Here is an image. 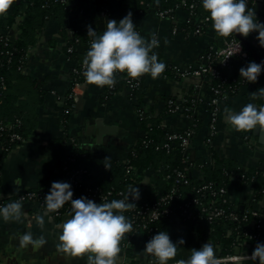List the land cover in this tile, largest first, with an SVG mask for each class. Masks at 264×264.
Here are the masks:
<instances>
[{
	"label": "crops",
	"instance_id": "0c3cea01",
	"mask_svg": "<svg viewBox=\"0 0 264 264\" xmlns=\"http://www.w3.org/2000/svg\"><path fill=\"white\" fill-rule=\"evenodd\" d=\"M257 12L264 18V0ZM107 14L97 15L95 20H82L79 15L69 16L64 23L68 36L76 30L94 25L99 30H106L107 20L119 22L129 9L124 0H106ZM156 4L147 10L132 15L133 22L141 36L150 39L153 33L159 40V47L153 49L158 59L166 66H177L184 69L188 66L204 65L203 57L210 46L214 45V35L209 28L201 35L192 33L189 23L192 19L183 8L174 11L171 18H160ZM0 33L10 40L18 37L16 25L6 28L0 25ZM67 37V35H66ZM60 33V24L48 20L37 36L34 45L26 52L22 76L12 81L9 95L14 100V107L21 115L26 136L22 142L2 153L0 145V198H11L25 189L44 187L54 182L62 173V165L67 155L79 148L99 153L105 158L125 161L129 152L143 135L138 121V104L151 117L159 118L161 126L170 132L184 131L191 126L189 117L183 112L166 114L169 99L180 101L187 96L196 102L195 114L199 121L198 128L190 140L188 150L192 159L202 158L213 161L230 159L240 167L260 168L264 159L255 155L256 151L264 153V130L259 127L249 131L253 143L249 145L242 136L227 123L224 108L239 112L246 104L252 103L258 109L261 106L250 93L255 92L250 86H241L236 94L218 104L217 133L212 143L207 145L205 139L209 132L210 100L212 92L207 76L171 78L164 72L156 79L146 74L142 76L141 100L130 99L125 89L103 99L107 86L97 87L86 81L82 99L75 109H71L66 120L62 116L66 111L65 101L69 97L72 70L75 67L65 51V39ZM167 41V43H165ZM81 42L75 44L74 51L81 50ZM213 149L214 155L210 152ZM197 175V171L192 172ZM151 171L145 173L142 184L149 182ZM227 198L233 207L247 209L251 201V188L238 179L228 182ZM96 203L100 201L92 200ZM103 203V202H101ZM261 214V226L264 231V196L255 204ZM23 216L20 222H5L0 217V264H87V255L83 258L71 257L57 249L62 225L71 215L55 217L52 213L40 208L35 203H22ZM44 218L41 229L35 217ZM31 232L34 238L43 236L47 243L41 248L19 244V236ZM173 243L184 239L185 243L178 248L177 256L168 263L187 259L191 249H199L208 242L214 247L216 258L219 248L211 240H199L186 224L174 220L173 230L169 235ZM146 241L143 237L135 238L133 257H128L122 248L117 264H145L148 255L143 249ZM252 253V247L244 248ZM239 264H259L258 260L248 259Z\"/></svg>",
	"mask_w": 264,
	"mask_h": 264
},
{
	"label": "trees",
	"instance_id": "16d2710c",
	"mask_svg": "<svg viewBox=\"0 0 264 264\" xmlns=\"http://www.w3.org/2000/svg\"><path fill=\"white\" fill-rule=\"evenodd\" d=\"M124 2L127 9L133 15L147 10L152 4H156L158 10L174 8L181 0H124ZM187 2L195 3L194 11L196 15L191 18L192 23H189L191 28H195L201 23L203 18H209V13L203 10L202 0H187ZM255 2L256 0H247L249 8H253L254 10ZM102 9L107 10L106 0H14L7 14L0 16V25H4L8 29L16 25L19 29L18 37L14 40H5L4 36L6 35L0 33L1 148L10 150L22 142L12 139L13 133L18 134L22 140L26 136L27 128L21 115L13 105L14 100L9 95V88L14 79L22 76V72L17 69V66L20 63L22 65L25 64L26 52L30 46L34 45L38 34L44 28L46 22L48 20H54L60 24V33L64 37L67 35L64 46L65 51L69 59L74 61L75 66L79 67L87 51L90 49V41L93 39L87 36V26H92L96 30L97 36L101 35L105 30H99L94 25H87L85 29L73 31L68 36L66 27L64 26L65 20L73 14L79 15L82 20H95L97 13ZM184 10L189 12L187 7ZM255 14L257 21L264 23V18L257 12ZM209 28L212 30L215 38L214 45L217 47L223 46L225 41L234 37V35L227 38L218 36L212 27V21L210 19L202 23L203 32H206ZM257 35L258 33L253 32L245 38L258 51L259 49L252 43L254 41L259 44L256 39ZM76 38L83 44V48L68 53L67 47L73 44ZM261 54L264 56L263 52ZM249 62L256 61L248 54L245 57L234 56L230 61L229 67L221 70L222 76L225 78V82L220 85L222 92L228 96H233L241 86H250L255 92L260 88H264V67H262L261 74L255 83L247 82L244 78L240 77L239 69L246 67ZM83 72L77 76L72 75L71 87L74 80L86 81ZM164 73L171 78H178L172 71L171 66H166ZM127 77L126 73H117L114 89L109 90L107 86L103 99L105 100L114 93L125 89L130 99L136 98L140 102L142 77L140 78L139 84L134 86L126 83ZM219 83V79L212 80V85L216 86ZM257 102L261 106H264V98H258ZM71 104L72 100L68 97L65 101L66 111L62 116L63 121L66 120V117L71 111ZM182 106L185 108L184 113L189 117L191 127L194 129L195 134L199 121L195 114L196 102L194 98L187 96ZM137 109L142 113V115H138V121L144 134L138 138L125 161L112 160L111 167L107 171L103 166L104 158L99 153L76 148L67 155L68 158L73 157V160L70 161L67 159L66 169L62 171L55 181L69 183L68 178L73 170L81 169L85 171L79 177V186L73 191V199H78L81 196L85 197L83 193L87 187H98L102 191L109 189L113 190V192L122 191L125 197H127L130 187H137L140 191L141 201L152 202L171 189H175L173 200H171L170 204L174 212L177 213L179 205L184 204L194 196L201 195V193L197 192V188L200 185L212 182L216 188L221 186L226 187L230 180L238 179L251 188L252 196L249 208H255V204L264 196V165L260 168L245 169L230 159H219L215 156L211 162L204 161L200 157L192 159L190 151L183 149L179 141H167L166 135L170 131L161 126L159 118L151 117L144 109H141L140 104H138ZM165 113H170L167 105ZM242 136L249 139V131L242 132ZM165 142H168V147L163 146ZM5 152L2 149V153ZM210 152L213 155L215 154L212 148H210ZM148 171L152 173L149 176V182L142 184L141 182L145 177V173ZM176 171L184 172L185 177L179 179ZM193 171H197V175H194L192 173ZM168 174L169 178H167ZM184 179L187 180L186 183ZM50 187L51 183L45 184L44 187L35 188L34 190L49 192ZM218 197V195L213 196L206 192L202 198L207 206H222L228 211L231 205L229 203L222 204L219 202ZM114 199L116 197L112 196L108 199V202ZM66 207H68V215H72L71 203H65L61 209L65 210ZM192 210L196 211L194 208ZM236 212L241 214L242 210L237 208ZM251 219L249 216L247 220L233 221L222 216L214 219L211 223H202L199 219L179 222L189 226L199 240H211L218 246L220 251L219 256H224L237 253L242 249L244 242L242 233L246 230L247 224ZM174 220H176V217L173 215L160 217L158 220L149 223L148 226H155L157 228L153 235H156L160 231H166L170 235L173 230ZM227 230H230L229 233H227ZM130 233L126 234V236H130L131 240L124 247V250L128 257H133L135 238L141 236L145 239L146 243L150 239L146 237L147 234L144 231H139L138 235H130ZM246 242L249 243L252 250H254L257 243L264 244V231L261 229L258 239H249ZM148 257L153 256L148 255Z\"/></svg>",
	"mask_w": 264,
	"mask_h": 264
},
{
	"label": "clouds",
	"instance_id": "9594fccd",
	"mask_svg": "<svg viewBox=\"0 0 264 264\" xmlns=\"http://www.w3.org/2000/svg\"><path fill=\"white\" fill-rule=\"evenodd\" d=\"M13 3L14 0H0V16H5ZM202 8L209 13L212 27L218 36L227 38L239 34L247 37L256 32V39L264 47V23L257 21L247 0H202ZM87 36L93 39L82 64L85 69L83 75L89 84L113 87L117 73H126L132 80H138L146 74L156 79L165 71L166 64L153 51L159 47L156 34L153 33L150 39L141 36L133 23L131 11L119 22L107 20L106 30L99 36L92 26H87ZM240 51L238 43L234 55ZM262 67L264 61L249 62L246 67L239 69V75L247 82L255 83ZM250 96L253 100L264 98V88L250 93ZM224 113L227 123L237 132H248L257 127L264 130V107L258 109L254 104L248 103L239 112L225 107ZM103 166L109 171L110 156H105ZM129 197L133 201L139 200V189L130 187L125 199L96 203L83 196L73 199L71 185L67 182H52L49 193L44 197L45 215L58 211L67 202L71 203L72 212L71 218L62 225L57 249L77 258L88 254L87 264H117L121 241L127 233L133 231L132 223L123 214L137 208L135 203L129 201ZM22 216L20 199L0 207V217L5 222H20ZM35 221L43 229V216L37 215ZM46 243L43 236L34 238L31 232L19 236V244L23 248L30 245L41 248ZM184 243L182 238L173 243L166 231H160L145 244L143 252L154 256L157 264H168L177 256L178 248ZM249 258L264 264V244L257 243ZM176 264H218V260L214 247L206 242L199 249H191L190 256L176 260Z\"/></svg>",
	"mask_w": 264,
	"mask_h": 264
},
{
	"label": "built area",
	"instance_id": "2783aa9c",
	"mask_svg": "<svg viewBox=\"0 0 264 264\" xmlns=\"http://www.w3.org/2000/svg\"><path fill=\"white\" fill-rule=\"evenodd\" d=\"M189 10L188 15L190 18L196 15L194 8L195 3L194 2H187V0H181L179 4H177L174 8H168L164 10H158L157 14L160 18H171L174 11L178 8H185ZM99 14L106 15L107 11L106 9H102L99 11ZM208 17H205L201 20V23H199L195 28H192V33L195 35H201L203 33L202 30V23L208 21ZM5 40H8V36H4ZM80 40L78 38L75 39L74 43L69 45L67 47V52L71 53L74 50L75 44L79 43ZM238 43L241 46V51L234 55V49ZM256 48H258L260 53H264V47H261L260 44L252 42ZM91 44V41H90ZM247 55V52L244 50L241 42L234 36L225 41L224 45L221 47H214L210 46L208 50L205 52L203 57L206 59V63L204 65H198L196 67L188 66L184 69H181L177 66L171 65V69L174 72L175 76L178 78H186V77H200V76H207L210 81V90L212 92V98L210 100V118H209V132L205 139V143L207 145H210L212 143V140L214 136L217 133L216 123H217V116H218V109L217 106L222 101H226L230 96L226 95V93L222 92L220 85L225 82V78L222 76V69L228 68L230 65V61L234 56L238 57H245ZM17 69L19 71H23L24 64L21 63L17 66ZM85 69L83 68V64L81 63L78 66H75L72 70V75H79L82 73ZM76 79V78H75ZM213 79H219L220 83L215 85H212ZM140 82V78L138 80H132L130 77L126 78V83H128L130 86L138 85ZM85 85L86 81H78L74 80V83L71 87V91L69 93V98L72 100L71 109H75L82 99V96L85 91ZM109 90L114 89L113 87H108ZM225 96L227 99H225ZM185 101V98L177 101L174 99H169L167 101V107L168 111L170 113H177V112H183L185 108L182 106V103ZM138 115H142L140 111H138ZM144 134V132H143ZM194 129L190 126L184 131H174L167 133L166 139L167 141L177 140L180 142V146L183 149H188L190 145V140L193 137ZM12 139L20 140L22 141L21 137L18 134L13 133ZM248 144L251 146L253 143L249 141L245 137ZM163 146L168 147V142H165ZM3 151L8 152V149H4L2 147ZM69 159L70 161L73 160V157H66V159L63 162L62 165V171L66 169V161ZM84 170L81 169H75L73 170L69 175V184L71 185V190L74 191L75 188L79 186V177L84 173ZM1 174V170H0ZM177 177L184 178V172L182 171H176ZM167 178H169V174L167 175ZM178 181V180H177ZM184 182L186 183L187 180L184 179ZM197 192L201 193L200 196H194L190 200L186 201L184 204L178 206V212L175 213L170 202L173 200V195L175 193V189H171L169 192L161 195L152 202H143L139 198V200L133 201L131 197H129V201L136 204L135 209L129 210L125 213H123L126 218L132 223L133 225V231L130 233V235H135L139 233V231H144L147 234V238L151 239L154 235V232L157 230V228L149 227V223L154 222L158 220L160 217L170 216L173 215L176 217V220L181 222H187L192 220L199 219L202 223L208 222L211 223L214 219L218 217L225 216L233 221H239V220H247L250 216L252 219L248 222V226L246 230L242 233L244 237V242L242 244V249L237 253L227 254L224 256L217 257L218 264H239L240 262L244 260L251 259L249 258L251 256V253H246L244 248L250 247L249 243H247V240H256L260 237V232L262 229L261 226V214L258 210V208H247L242 209V213L238 214L237 208L233 207L231 205L230 209L227 211L222 206H213V205H206L203 198L204 194L208 192L209 194L215 196L218 195L219 202L222 204L229 203L227 198V189L225 186L221 187H214L212 182H207L202 185H200L197 188ZM49 192L46 191H36L34 189H25L17 194L13 195L11 198H0V207L6 206L8 203L15 202L16 200L20 199L22 200V203L31 202L35 203L40 208L46 210V204L44 197ZM84 196L89 200H97L100 202H108V199L112 196H115L116 199H125L122 191L113 192V190L109 189L106 191H102L98 187L94 188H85L84 189ZM230 204V203H229ZM191 208V209H190ZM194 208L196 211L192 210ZM55 217H61L63 215H68V207L65 208V210L59 209L56 212H51ZM230 230H227V233H229ZM140 235V234H139ZM130 236H125V239L121 241V246L124 249L129 244ZM145 264H157L156 258L148 257V260ZM168 264H176V262L168 263Z\"/></svg>",
	"mask_w": 264,
	"mask_h": 264
},
{
	"label": "water",
	"instance_id": "95a60500",
	"mask_svg": "<svg viewBox=\"0 0 264 264\" xmlns=\"http://www.w3.org/2000/svg\"><path fill=\"white\" fill-rule=\"evenodd\" d=\"M260 8H261V4L259 2L255 3L254 11L258 12L260 10ZM97 15H99V13H97ZM234 36L241 42V44H242L244 50L247 52V54L250 57H252L257 63H261L262 61H264V56L259 51L254 49L245 37H243L239 34H235ZM255 155L264 159V153L263 152L256 151ZM239 209L242 210L243 206L241 205L239 207Z\"/></svg>",
	"mask_w": 264,
	"mask_h": 264
}]
</instances>
